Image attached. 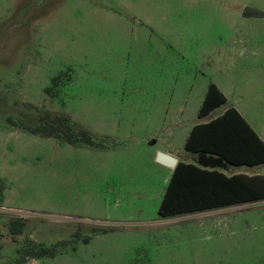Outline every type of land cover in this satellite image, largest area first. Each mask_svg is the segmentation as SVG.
I'll list each match as a JSON object with an SVG mask.
<instances>
[{"label": "rangeland", "instance_id": "374dc122", "mask_svg": "<svg viewBox=\"0 0 264 264\" xmlns=\"http://www.w3.org/2000/svg\"><path fill=\"white\" fill-rule=\"evenodd\" d=\"M244 8L264 0H0V264L61 241L26 264H264V200L157 214L170 177L157 151L182 159L208 84L264 133V19ZM45 113L100 148L20 128Z\"/></svg>", "mask_w": 264, "mask_h": 264}, {"label": "trees", "instance_id": "16d2710c", "mask_svg": "<svg viewBox=\"0 0 264 264\" xmlns=\"http://www.w3.org/2000/svg\"><path fill=\"white\" fill-rule=\"evenodd\" d=\"M59 81V76L52 78V86H58ZM51 92V88L44 90L48 95ZM225 104V96L214 84H210L198 118L208 116ZM20 128L29 134L57 139L71 146L100 148L88 131L75 129L65 115L51 117L49 113H45L37 126ZM185 150L204 157H218L230 167H256L264 164L263 141L233 107L207 123L195 125L186 141ZM216 168H202L178 162L159 205L158 216L166 219L264 200V176L227 175ZM24 225L22 219L10 221V235L19 236ZM112 230L93 229L92 235L105 234ZM72 237L76 240L82 239L85 244L90 240L88 236L82 238L79 232H75ZM66 245V241H61L47 248L42 244L28 242L23 252L18 251L15 264H26L29 259L53 258L58 248Z\"/></svg>", "mask_w": 264, "mask_h": 264}, {"label": "crops", "instance_id": "0c3cea01", "mask_svg": "<svg viewBox=\"0 0 264 264\" xmlns=\"http://www.w3.org/2000/svg\"><path fill=\"white\" fill-rule=\"evenodd\" d=\"M244 19V18H243ZM250 19H257V18H250ZM264 19V18H263ZM209 85L210 84H208L207 86H206V89H205V93H204V96H203V98H202V101H201V105H202V103H203V101H204V99H205V96H206V94H207V91H208V87H209ZM216 87H217V89L223 94V92L219 89V87L216 85V84H214ZM224 95V94H223ZM225 96V95H224ZM225 98H226V96H225ZM201 105L199 106V108H198V112H199V109H200V107H201ZM229 107H233L234 109H236V111L242 116V114L237 110V108L235 107V105H234V103H229V101H228V99L226 98V104L225 105H223V106H221V107H219V108H222V111L221 112H219V113H214L216 110H218L219 108H216L214 111H212L208 116H206V117H203V118H198V112H197V117H196V120L194 121V123H192V125L188 128V129H185L184 130V132L183 133H185L186 134V140H185V144H186V141H187V139H188V137H189V135H190V133H191V131H192V129H193V127L195 126V125H197V124H203V123H207V122H209V121H211V120H213V119H215V118H217V117H219L220 115H222L224 112H225V110H227ZM213 115H217V116H215V117H213L212 118V116ZM243 117V116H242ZM243 119L246 121V119L243 117ZM247 123H248V121H246ZM248 125L253 129V131L257 134V136L263 141V143H264V133L263 132H259V131H257V130H255L249 123H248ZM185 144H184V151H185V155H183L182 156V159H179L178 157H176L175 155H174V153L172 152V151H165V152H163L164 154H168V155H170V156H172V157H174L175 159H177V163L178 162H181V163H184V164H193V165H195V166H198V167H200L199 166V164H198V158H199V156L200 155H197V154H194V153H191V152H188V151H186L185 150ZM157 152H159V153H161V151H157ZM157 152H155V155H156V153ZM155 155H154V157H155ZM188 155H190L191 157H192V159H189V160H187L186 159V157L188 156ZM205 157H209V158H212L213 160H216L217 162H218V168H216L217 170H220V171H223L224 173H226L227 174V169L229 170V169H231V170H237V169H239V168H242V167H230V166H228L227 164H225L220 158H218V157H215V156H205ZM264 165V164H263ZM263 165H260V166H263ZM260 166H256V167H260ZM163 167V166H162ZM256 167H245V168H256ZM164 169H167L168 170V173H169V175H170V177H171V175H172V172H173V169H169V168H166V167H164ZM235 174H246V173H241V172H238V173H235ZM235 174H230V175H235ZM227 175H229V174H227ZM246 175H248V176H252V175H256V174H246ZM170 177H169V180H170ZM169 182V181H168ZM167 185H168V183H167ZM166 188H167V186H166ZM166 190V189H165ZM164 193H165V191H164ZM163 196H164V194H163ZM163 198V197H162ZM236 206V205H235ZM230 207H232V206H230ZM35 243V242H34Z\"/></svg>", "mask_w": 264, "mask_h": 264}, {"label": "water", "instance_id": "95a60500", "mask_svg": "<svg viewBox=\"0 0 264 264\" xmlns=\"http://www.w3.org/2000/svg\"><path fill=\"white\" fill-rule=\"evenodd\" d=\"M242 18L244 19H250V18L263 19L264 13H261L252 8H244L242 11ZM156 163L160 164L163 167L174 169L177 165V159H175L174 157L168 154L158 153L156 156ZM198 164L202 168L212 169V168L218 167V162L216 160H213L212 158H206L204 156H199Z\"/></svg>", "mask_w": 264, "mask_h": 264}]
</instances>
